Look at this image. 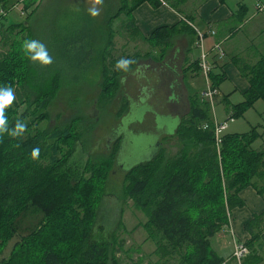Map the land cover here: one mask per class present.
I'll list each match as a JSON object with an SVG mask.
<instances>
[{
	"label": "trees",
	"instance_id": "1",
	"mask_svg": "<svg viewBox=\"0 0 264 264\" xmlns=\"http://www.w3.org/2000/svg\"><path fill=\"white\" fill-rule=\"evenodd\" d=\"M9 1L0 0L1 11L7 13L17 9L24 0H16L10 5ZM121 1L118 11L128 12L127 0ZM26 18L30 19L29 16ZM183 19L181 26L192 31V20ZM5 20L0 26L2 46L8 43L3 29ZM26 25L22 22L26 39L35 40ZM171 33L167 29L157 32L160 37ZM130 35L134 34L130 32ZM164 52L163 49L161 58ZM6 56L0 54V75L3 77H7L4 74ZM138 57L136 54L118 57L103 54L100 91L104 99L109 101L116 96L120 78L134 69ZM120 59L131 61L127 70L115 67ZM15 67L16 73L12 75L17 83L8 82L6 85L14 92L11 105L24 106L25 109L38 105L39 112L46 111L56 95L57 77L53 76L46 84L40 82L32 74V60L26 55ZM242 67L248 88L243 93V102L233 107L237 118L257 101L264 103V53L254 65ZM217 78L212 69L209 80L214 88L217 87ZM209 113L207 102L192 97L189 113L176 130L180 143L186 146V150L193 146V152L182 148L175 157L164 160V152L159 148L151 161L124 172L126 180L122 196L140 200L139 209L146 219L141 227L155 245L158 264H222L224 259L213 250L211 239L226 225L228 214L242 205L238 192L250 186L264 196V143L259 151L252 148L259 138L255 132L257 128L241 135L224 133L217 145ZM42 115L44 120L47 119L45 114ZM3 136H7L6 132L0 134V139ZM9 138L15 143L14 147L0 144V250L8 240L16 238L17 242L11 254L0 259V264H119L114 255L113 234L106 239V228L97 224L95 218L96 206L101 199L98 193L105 177L96 180L91 203L89 199L80 203L75 198L79 186L86 184L87 174L94 173L97 166H109L112 160L115 162L114 152L107 160L95 163L87 156L86 159L81 156L82 153L77 155L76 148L80 143L76 142L78 136L71 133L69 127L33 137L19 135ZM70 139L73 146L63 159L57 157V141ZM47 141L53 143L47 146ZM36 147L40 149L39 155L32 158L30 153ZM45 158L47 162L44 164ZM155 181L158 183L152 191L150 185ZM29 208L44 215V221L40 223L44 222L45 230L43 234L37 231L29 238H23L18 218ZM81 210L85 219L80 216ZM54 215H58L59 222L50 228L45 222ZM256 225L264 229L263 215L256 218ZM73 235L76 236L74 241L70 240ZM63 249L67 250L66 254L62 253ZM256 261L254 254L246 257L242 264H256Z\"/></svg>",
	"mask_w": 264,
	"mask_h": 264
},
{
	"label": "rangeland",
	"instance_id": "2",
	"mask_svg": "<svg viewBox=\"0 0 264 264\" xmlns=\"http://www.w3.org/2000/svg\"><path fill=\"white\" fill-rule=\"evenodd\" d=\"M24 1L19 8L8 11L6 20L3 22L8 43L2 46L0 39V54H7L4 72L7 77L0 75V87H5L8 82L12 85L17 83L12 74L16 73L15 66L20 64L24 57L20 45L27 37V32L22 29V22L27 23L26 27L31 30L35 40L44 45V50L51 57V63L46 65L39 61H32V74L45 84L56 76L57 87L55 97L44 112L38 111V105L25 109L24 106L14 107L10 104L5 108L8 131H12L17 120L25 124V130L21 134L23 137H33L42 132L50 133L54 129L62 130L69 127L70 132L78 136L76 141L80 143L76 148L78 153H82L81 156L88 155L87 158L94 163L107 160L113 153L114 136L117 133L122 135V138H125L124 148L119 155L118 153L115 155L114 151L115 162L112 160L109 166H97L94 173L87 174L86 184L79 186L75 198L80 203L84 199H89L91 203L93 189L97 185L96 180L104 176L103 188L98 193L101 199L99 198L96 206L95 218L97 224L106 228L107 233L104 235L106 239L113 234L114 255L118 263L158 264V259L154 255L155 245L141 227L146 219L139 209L140 200L122 196L126 176L120 167L122 166L126 171L149 160L153 152L151 149L157 142H161L160 148L164 152V160L175 157L182 148L186 150V146L180 143L176 134L166 136L164 133L160 134L158 130L155 131V127H165L166 132L171 134L178 126V117L182 121L189 113L192 97L207 102L213 124L225 119L223 121L227 122L225 134L241 135L249 133L252 128H257L255 132L259 138L252 144V148L259 151L264 143V103L261 101L254 103L243 112L241 117L237 118L233 112L235 106L228 105L225 103L226 100L223 102V97L218 90L211 100L202 98L203 91L212 87L210 80V83L202 78L197 80L195 87H198L200 91L203 89L200 94L189 91L186 93L183 83L180 82H177L180 85L179 88L175 87L173 91H170L171 83L168 77L170 73L165 65L154 64L148 57L140 62L143 66L129 71L120 78L119 91L113 99L107 101L100 91L103 54L117 57L122 54L130 55L134 51L133 42L130 39L135 36L122 35L123 32L127 33L125 30L128 27V20L124 17L111 19L117 9L118 0H99L98 3L97 0ZM15 2L16 0H10L9 5ZM91 7L99 9L97 16L89 15L88 9ZM19 9L24 11V15H20ZM27 16L30 19H27ZM126 37L129 39L127 40ZM112 38L114 50L108 47L109 44L107 45V41L111 43ZM125 39L132 44H128L122 50L124 44L128 43ZM205 43L206 41L204 47ZM143 49H140L141 54L145 52ZM193 54L196 56L198 51L194 50ZM256 59L258 60L257 56ZM256 59L251 65L255 64ZM217 61L216 57L210 58L213 64ZM241 61L238 60L236 69L240 72V78L247 82L242 76ZM138 63L139 61L136 62ZM216 82L218 86L220 80ZM171 92H175L173 100L170 98ZM146 94L149 98L146 100L147 104H144L142 101ZM233 96L229 99L232 104L241 102L242 99L238 98L237 92ZM224 103L228 108V111L225 110L227 116L222 112ZM42 114H45L47 119L44 120ZM230 119H232L231 122ZM153 122H156V126ZM6 135L0 139V144L14 147L15 143L9 138L13 136L8 132ZM133 140L139 143L138 148L147 149L146 152H137L130 148L126 142ZM52 143L53 141H47L46 145L49 146ZM56 144L57 157L63 159L74 142L71 139L60 140ZM186 151L193 152V146ZM46 162L47 158L42 161L44 164ZM157 183L155 181L150 185L152 191ZM238 196L242 198V205L235 211V215L239 218L237 219L232 212L228 214L226 225L211 239L212 248L217 249L218 255L224 259L231 252V246L233 250L231 233L228 230L229 221L230 219L241 220L235 225L237 238L246 245L247 257L255 254L256 264H264V229L263 226L256 225V218L260 215L264 216V196H260L250 186L243 187L238 192ZM80 216L85 219V213L82 210ZM42 220L44 221V215L33 211L32 208L23 212L18 218L21 236L29 238L37 231L43 234L45 224L40 223ZM57 220H59L58 215H54L45 223L52 228V224L59 222ZM71 237L72 241L76 238L75 235ZM16 242L17 239L13 238L4 243L0 250V259L7 258L11 254ZM35 242L33 239L32 243L35 244ZM66 252L67 250L63 249L62 253L66 254Z\"/></svg>",
	"mask_w": 264,
	"mask_h": 264
},
{
	"label": "crops",
	"instance_id": "3",
	"mask_svg": "<svg viewBox=\"0 0 264 264\" xmlns=\"http://www.w3.org/2000/svg\"><path fill=\"white\" fill-rule=\"evenodd\" d=\"M261 1L264 4V0ZM121 2L118 0L117 9L111 19L124 17L128 20L129 31L123 32L122 35H130L132 32L135 36L130 39L133 42V53H138L139 56V63L135 65L134 69L143 66L140 62L148 57L154 64L165 65L170 73L168 76L171 83L170 91H173L175 87L179 88L180 85L177 82H180L183 83L186 93L189 91L200 94L203 89L200 91L195 86L197 80L200 78L204 80L197 68L201 53L197 47V35L201 33L203 34V49L206 48V52H209L210 56H212L210 51L214 44L220 43L224 52V58L220 62L214 63L213 70V75L220 79L216 90L223 97L222 101L226 100L225 103L233 106L243 102V93L247 90L248 83L240 78V72L236 69L238 60L239 62L242 60L241 67L243 64L244 66L250 65L256 56L258 58L264 53V10L262 13L257 12L255 0H153L152 2L144 0L139 3L137 0H127L126 5L129 6V11L120 13L118 10L121 7ZM183 18L192 20V31L181 26ZM164 29L171 30L172 33L169 36L164 34L160 37L157 32L164 31ZM211 31H214V35L210 34ZM164 38L166 40L163 42ZM204 40L206 41L205 47ZM113 41L112 38L111 43L109 41L107 43L112 50L115 49ZM126 42L128 43L124 44L122 50L128 44H132L129 41ZM140 49L145 50V52L141 54ZM163 49L165 50L164 57L161 58ZM194 50L198 51L196 56L193 54ZM218 78L217 80H219ZM235 92L238 93V98L242 100L237 104H232L229 99L234 97ZM174 93H170L172 100ZM226 108L225 104L222 112L227 116L228 108ZM178 121L179 126L180 117ZM153 123L156 126V122ZM155 128L156 131L160 127L156 126ZM177 128L171 134L165 131L164 135L174 136ZM158 143L161 147V143ZM235 211L237 209L232 211L233 215H235ZM235 216L237 219L239 218L238 215ZM237 222L240 223L241 220L230 219L229 221L228 230L231 233V244L234 241H240L236 233L235 225ZM214 251L218 254L217 249ZM231 253L232 246L231 252L224 257V260L228 259Z\"/></svg>",
	"mask_w": 264,
	"mask_h": 264
},
{
	"label": "built area",
	"instance_id": "4",
	"mask_svg": "<svg viewBox=\"0 0 264 264\" xmlns=\"http://www.w3.org/2000/svg\"><path fill=\"white\" fill-rule=\"evenodd\" d=\"M255 8L257 12L263 11L264 4H262L261 0H255ZM19 12H20V15H24L23 10L19 9ZM6 14L7 13L0 11V26H1V22L3 21V19L6 18ZM210 34L214 35V31H211ZM197 36H198L197 47L200 49V52H201L198 58V68L201 74L203 75L205 81L207 83H210L209 74L211 73L212 69H214V64L210 62V58L216 57L217 60L220 61L224 58V52H223V49L220 43L214 44L210 51L212 56H210L209 52L206 53L204 52V49H203V34L198 33ZM216 93H217V90L215 88L211 87L210 89V87H208L205 91H203L202 98L211 100L212 96ZM229 121L231 122L232 119H230ZM205 128L207 127L204 126V129ZM226 129H227L226 121L219 122V123L214 122L213 134H214V139L217 145L221 143V137L225 133ZM247 254H248V250H247L246 245L241 241H234L231 256L228 259L224 260L222 264H242V261L247 257Z\"/></svg>",
	"mask_w": 264,
	"mask_h": 264
},
{
	"label": "clouds",
	"instance_id": "5",
	"mask_svg": "<svg viewBox=\"0 0 264 264\" xmlns=\"http://www.w3.org/2000/svg\"><path fill=\"white\" fill-rule=\"evenodd\" d=\"M99 0H97V3ZM89 15L95 17L99 14V9L96 7H91L88 9ZM21 51L24 55L32 61H39L41 64L51 63V57L48 56L47 52L44 50V45L37 40H24L20 45ZM130 60L120 59L117 61L115 67L117 69L127 70V66ZM15 99L13 89L11 87H0V134L8 132L11 136L21 135L25 130V124L19 120L16 121L11 132L8 131V119L4 114L5 108L12 104ZM40 149L38 147L33 148L30 155L32 158H36L39 155Z\"/></svg>",
	"mask_w": 264,
	"mask_h": 264
},
{
	"label": "flooded vegetation",
	"instance_id": "6",
	"mask_svg": "<svg viewBox=\"0 0 264 264\" xmlns=\"http://www.w3.org/2000/svg\"><path fill=\"white\" fill-rule=\"evenodd\" d=\"M149 98V95L148 94H146V96H145V99L142 101V99L140 100V101H142L144 104H147V102H146V100ZM137 104L139 105V103H138V100H137ZM154 116V115H153ZM179 116V115H178ZM155 117V116H154ZM179 118V117H178ZM158 131L160 132V134L161 133H164L165 131H166V128L165 127H161V128H159L158 129ZM152 132H155V131H152ZM114 135V134H113ZM122 135H119L118 133H117V135H115L114 136V142H113V152L115 151V153L117 154L118 153V150L120 149V146H122L121 145V140H122ZM161 143V142H160ZM106 148L108 149V147L106 146ZM76 154L77 155H79V153H78V151H76ZM112 154V153H111ZM115 154V155H116ZM85 156H87L88 157V155H84L83 157L85 158ZM86 159V158H85ZM88 159V158H87ZM121 168V170H122V172L124 173V170H123V167L121 166L120 167Z\"/></svg>",
	"mask_w": 264,
	"mask_h": 264
},
{
	"label": "water",
	"instance_id": "7",
	"mask_svg": "<svg viewBox=\"0 0 264 264\" xmlns=\"http://www.w3.org/2000/svg\"><path fill=\"white\" fill-rule=\"evenodd\" d=\"M124 142H125V138H122V140H121V145L122 146H120V149H119V152H118V155L120 154V152H121V150L124 148L123 147V144H124ZM126 143H128L129 145H130V148L132 147L134 150H136L137 152H146V150L147 149H145V150H142V148H138V146H140L139 145V143L136 141H130V142H126ZM159 147H160V144L157 142L156 144H155V146L151 149V150H153V152L151 153V157H150V159L149 160H147V161H145V162H143V163H147V162H149V161H151L155 156H156V154H157V152H158V149H159ZM137 148V149H136ZM142 150V151H141ZM117 163V162H116ZM142 164V163H141ZM133 168V167H132ZM132 168H130V169H132ZM129 169V170H130ZM128 170H126V171H124L125 173L127 172Z\"/></svg>",
	"mask_w": 264,
	"mask_h": 264
}]
</instances>
